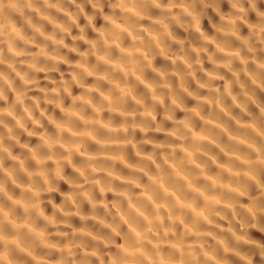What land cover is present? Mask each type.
Here are the masks:
<instances>
[{
  "label": "bare ground",
  "instance_id": "obj_1",
  "mask_svg": "<svg viewBox=\"0 0 264 264\" xmlns=\"http://www.w3.org/2000/svg\"><path fill=\"white\" fill-rule=\"evenodd\" d=\"M0 264H264V0H0Z\"/></svg>",
  "mask_w": 264,
  "mask_h": 264
}]
</instances>
